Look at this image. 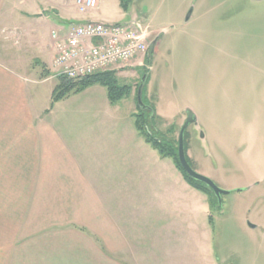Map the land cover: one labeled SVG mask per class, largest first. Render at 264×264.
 Returning <instances> with one entry per match:
<instances>
[{
  "label": "crops",
  "instance_id": "1",
  "mask_svg": "<svg viewBox=\"0 0 264 264\" xmlns=\"http://www.w3.org/2000/svg\"><path fill=\"white\" fill-rule=\"evenodd\" d=\"M92 14L74 0H0V264H152L146 239L162 234L152 223L167 221L170 196L181 199L136 110L111 104L105 88L86 89L90 120L70 142L58 126L65 109L40 105L38 86L54 80L50 31ZM179 174L180 189L198 195Z\"/></svg>",
  "mask_w": 264,
  "mask_h": 264
},
{
  "label": "rangeland",
  "instance_id": "2",
  "mask_svg": "<svg viewBox=\"0 0 264 264\" xmlns=\"http://www.w3.org/2000/svg\"><path fill=\"white\" fill-rule=\"evenodd\" d=\"M91 12L93 21L109 24L145 20L149 43L155 40L151 59L113 73L132 93L147 73L143 104L153 107L162 131L174 124L177 137L185 109L193 110L197 123L186 142L191 168L229 192L211 210L208 196L180 189L179 171L168 160L167 184L182 196L167 199L166 222L152 223L162 233L146 239L152 264H264V0H132L127 12L118 0H97ZM52 78L38 86L41 106L51 104L58 84ZM85 92L55 104L65 109L57 119L67 142L90 120L84 107L92 97ZM135 99L118 105L137 112Z\"/></svg>",
  "mask_w": 264,
  "mask_h": 264
},
{
  "label": "built area",
  "instance_id": "3",
  "mask_svg": "<svg viewBox=\"0 0 264 264\" xmlns=\"http://www.w3.org/2000/svg\"><path fill=\"white\" fill-rule=\"evenodd\" d=\"M78 13L97 8V0H75ZM148 25L144 19L126 24L83 21L58 25L50 31L55 76L81 80L100 73L142 67L148 51Z\"/></svg>",
  "mask_w": 264,
  "mask_h": 264
},
{
  "label": "trees",
  "instance_id": "4",
  "mask_svg": "<svg viewBox=\"0 0 264 264\" xmlns=\"http://www.w3.org/2000/svg\"><path fill=\"white\" fill-rule=\"evenodd\" d=\"M132 0H119V6L124 12L128 11L129 4ZM147 74L146 72L143 75ZM58 84L54 88L51 96V107L65 98L79 94L86 89L99 85L104 87L107 91L108 100L111 104H116L124 98H128L132 94V88L129 86L119 85L115 74L113 72H106L96 74L90 77H86L81 80H69L64 77H57ZM141 81V78H140ZM139 81V83H140ZM139 83L134 91V97L136 98L137 89ZM146 85V84H145ZM145 88V86H144ZM144 92V89H143ZM143 92H142V102H143ZM136 101V99H135ZM148 109L141 110L137 106V113L135 114V126L139 134L143 137L144 141L149 144L154 150H156L161 158H166L172 161L176 169L182 174L185 181L194 187L196 190L206 194L209 200V206L211 210L218 207V202L211 190H209L202 183L195 182L191 180L187 174L182 170L179 161H178V135L176 137V126L174 124L170 125L165 131L160 129L156 125V122L159 121V117L155 114V111L152 106H147ZM157 118V121H155ZM180 130V129H179ZM178 130V133H179ZM188 133L185 132L184 136V148L185 155L188 164L191 167L189 158L187 157V146L186 142L188 139ZM209 222H212V216L209 217Z\"/></svg>",
  "mask_w": 264,
  "mask_h": 264
},
{
  "label": "water",
  "instance_id": "5",
  "mask_svg": "<svg viewBox=\"0 0 264 264\" xmlns=\"http://www.w3.org/2000/svg\"><path fill=\"white\" fill-rule=\"evenodd\" d=\"M188 19V17L186 18ZM154 47H155V40L151 41L149 43V47H148V53H147V57L149 59H151L153 51H154ZM147 74L143 75L141 77V81L139 83L138 89H137V94H136V100H137V105L141 110H146L148 109L147 106H145L142 102V92L144 89V86L146 84L147 81ZM185 121L182 125V127L179 130L178 133V161L179 164L182 168V170L187 174V176L198 183H202L203 185H205L209 190H211L214 194V196L217 198L218 204H221V197L223 195H228L229 192H225L220 190L210 179L196 173L188 164L187 160H186V155H185V148H184V136H185V132L187 131V129L191 126V125H196L197 123V116L195 115V113L193 112V110H191L190 108H186L185 109Z\"/></svg>",
  "mask_w": 264,
  "mask_h": 264
},
{
  "label": "flooded vegetation",
  "instance_id": "6",
  "mask_svg": "<svg viewBox=\"0 0 264 264\" xmlns=\"http://www.w3.org/2000/svg\"><path fill=\"white\" fill-rule=\"evenodd\" d=\"M216 198V197H215ZM216 200H217V198H216ZM218 202V201H217Z\"/></svg>",
  "mask_w": 264,
  "mask_h": 264
}]
</instances>
